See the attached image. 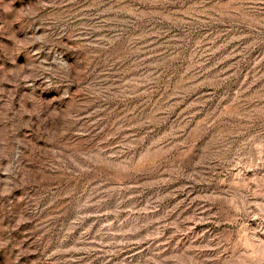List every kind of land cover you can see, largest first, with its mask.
I'll return each instance as SVG.
<instances>
[{
    "label": "rangeland",
    "instance_id": "1",
    "mask_svg": "<svg viewBox=\"0 0 264 264\" xmlns=\"http://www.w3.org/2000/svg\"><path fill=\"white\" fill-rule=\"evenodd\" d=\"M0 264H264V0H0Z\"/></svg>",
    "mask_w": 264,
    "mask_h": 264
}]
</instances>
